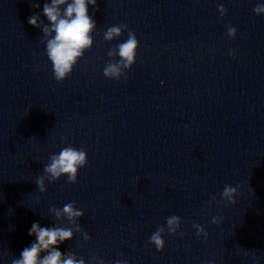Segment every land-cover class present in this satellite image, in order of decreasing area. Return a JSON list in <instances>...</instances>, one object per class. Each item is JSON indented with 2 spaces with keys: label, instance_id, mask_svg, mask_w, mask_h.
<instances>
[{
  "label": "clouds",
  "instance_id": "9594fccd",
  "mask_svg": "<svg viewBox=\"0 0 264 264\" xmlns=\"http://www.w3.org/2000/svg\"><path fill=\"white\" fill-rule=\"evenodd\" d=\"M95 8L97 0H50L43 5V15L48 23L41 20L39 13L28 18V23L42 29L46 43V55L52 65L54 79L60 83L72 73L74 66L84 56L85 52L93 47V33L97 25L92 16L89 15V6ZM33 8H39L40 4L33 0ZM223 5L219 6L221 16L226 14ZM254 13H264V3L257 4ZM127 29V25L111 26L103 34L105 41H112L122 36ZM237 29L232 26L227 27V35L235 38ZM139 41L134 32H128V38L116 45L115 48L107 52L108 57L113 58L108 62L103 75L111 80H120L126 76L128 70L136 63ZM230 55H235L231 52ZM118 60H114L115 57ZM88 164L87 153L84 149H77L72 146L63 147L58 154L50 155L49 162L44 166V175L37 177L36 184L39 192L47 191L45 181L54 183L62 176L67 177V182L74 184L77 182L78 172ZM237 187L225 185L221 196L227 204H235ZM213 200L215 197L212 198ZM211 206V201L208 202ZM50 213L54 214L55 220L63 224L65 221L72 227H41L39 223H33L28 235L35 236V241L29 247H25L19 258L13 259L12 264H85L83 258H77L72 252L62 253L58 246L65 241L72 240L74 233L81 231L77 221L83 217L84 212L79 210L74 202L65 204L62 208L52 207ZM222 217H213L212 223L218 224ZM181 218L171 215L166 219V225L158 226L156 231L150 236L149 242L153 244L157 251H163L165 247V234H176L180 229ZM196 235L207 238V232L198 223H193ZM90 237L84 233V239ZM43 253V255H41ZM119 255V254H118ZM95 264H104L103 260L94 257ZM115 264H125L124 261L117 260Z\"/></svg>",
  "mask_w": 264,
  "mask_h": 264
}]
</instances>
